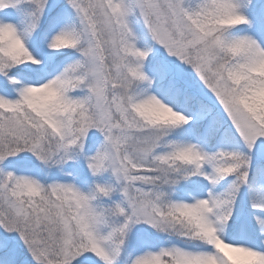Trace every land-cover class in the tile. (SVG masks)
I'll use <instances>...</instances> for the list:
<instances>
[{
  "label": "snow or ice",
  "instance_id": "obj_1",
  "mask_svg": "<svg viewBox=\"0 0 264 264\" xmlns=\"http://www.w3.org/2000/svg\"><path fill=\"white\" fill-rule=\"evenodd\" d=\"M0 264H264V0H0Z\"/></svg>",
  "mask_w": 264,
  "mask_h": 264
}]
</instances>
